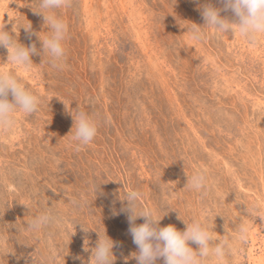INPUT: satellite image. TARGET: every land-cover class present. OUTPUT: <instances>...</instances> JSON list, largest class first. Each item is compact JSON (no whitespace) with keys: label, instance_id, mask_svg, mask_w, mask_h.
I'll use <instances>...</instances> for the list:
<instances>
[{"label":"rangeland","instance_id":"obj_1","mask_svg":"<svg viewBox=\"0 0 264 264\" xmlns=\"http://www.w3.org/2000/svg\"><path fill=\"white\" fill-rule=\"evenodd\" d=\"M37 10V0H0V27L42 53L24 30L47 35ZM56 14L68 26L63 70L42 54L31 70L2 65L0 48V70L41 99L0 134V264H89L97 232L113 240L115 264H137L121 211L132 190L141 207L167 214L161 227L183 231L181 219L204 216L223 236L248 217L227 264H254L264 254V37L205 29L192 41L187 28L204 24L194 0H69ZM78 107L98 125L79 150L69 135ZM198 171L209 177L202 193L186 187ZM46 210L68 222L27 231Z\"/></svg>","mask_w":264,"mask_h":264},{"label":"clouds","instance_id":"obj_2","mask_svg":"<svg viewBox=\"0 0 264 264\" xmlns=\"http://www.w3.org/2000/svg\"><path fill=\"white\" fill-rule=\"evenodd\" d=\"M199 4V9L204 21L202 26L191 23L187 28L189 37L194 42H200L206 38L205 29L214 30L227 36L231 33L234 37L239 34L255 44L259 37H264V0H218L222 7L214 6L210 0ZM39 10L34 11L43 16L47 35L41 37V33H33L31 24L24 27L30 35H37L42 44V53L38 52L36 45L26 47L21 44L13 30H6L5 25L0 27V48L7 50V63L16 68L31 70L33 65L31 57L41 55L47 57L48 64L56 70L65 68L66 49L64 42L67 37L68 26L61 19L56 10L68 6L69 0H37ZM221 12H230L231 16H222ZM11 96V100L9 97ZM41 104V99L30 90L17 76L10 71L0 70V134L10 131L16 124V114L31 115L35 113ZM70 115L74 126L69 135L77 150L90 144L98 134L96 120L86 111L70 109ZM73 129L74 132H73ZM209 184V177L204 171H198L187 177L186 187L197 193H202ZM142 194L132 190L126 193L122 201H127V206L122 212L128 214L129 233L137 251L131 253L130 258L137 264H156L159 259L163 264H227V257L233 250L236 241L241 243L247 240L249 231L245 222L248 217L241 216L239 224L233 227L229 234L218 235L214 229V221H209L204 216L192 218L190 221L180 219L185 224L183 231L174 225L161 227L160 221L167 214L161 215L152 208L141 207L139 201ZM75 204L77 201L71 200ZM247 213L252 215L253 210L246 207ZM115 214V213H114ZM217 217V216H216ZM215 217V218H216ZM143 218L144 222L137 224L136 220ZM215 220V219H214ZM68 221L64 217L53 214L51 210L40 212L33 216L27 224L26 230L39 233L50 224H62ZM98 233V240L91 250L89 264H115L113 254L114 242L106 233ZM87 245V241H85ZM191 244L197 246L196 249ZM129 257L124 264H128Z\"/></svg>","mask_w":264,"mask_h":264},{"label":"bare ground","instance_id":"obj_3","mask_svg":"<svg viewBox=\"0 0 264 264\" xmlns=\"http://www.w3.org/2000/svg\"><path fill=\"white\" fill-rule=\"evenodd\" d=\"M264 250V249H263ZM254 264H264V254L261 255L260 259H254L253 261Z\"/></svg>","mask_w":264,"mask_h":264}]
</instances>
